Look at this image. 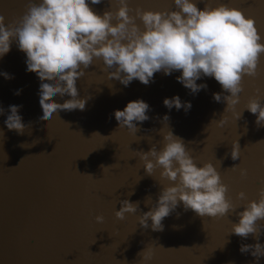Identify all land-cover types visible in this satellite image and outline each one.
Wrapping results in <instances>:
<instances>
[{
    "label": "water",
    "instance_id": "95a60500",
    "mask_svg": "<svg viewBox=\"0 0 264 264\" xmlns=\"http://www.w3.org/2000/svg\"><path fill=\"white\" fill-rule=\"evenodd\" d=\"M217 2L243 9L264 35V0H197V7ZM26 4L27 0H0L5 24L18 19ZM129 6L174 7L172 0H129ZM90 7L102 14L115 10L117 4L101 0ZM25 59L14 42L0 59V72L13 76H0V107L5 109L0 115V264H138L139 253L148 245L153 249L149 264H264V256L257 261L239 251L241 243L257 242L252 234L242 239L230 232L231 224L238 222L237 212L258 198V180L264 181V126L256 125L255 115L246 109L236 121L226 113L229 120L222 127L211 123L221 118L226 106L223 100L213 99V93L222 92L214 78L197 80L207 87L194 95L176 80L179 71L156 72L147 85L133 79L125 87L107 78L102 62L94 60L76 81L78 98L87 97L84 109L58 110L50 118H41L40 81L25 70ZM242 88L238 111L249 98L264 94V55L257 75L245 76ZM17 89L19 95L14 94ZM174 95L189 101L191 108L187 112L166 108L163 99ZM68 98L52 97L58 103ZM136 99L146 101L150 110L149 119L137 123L132 135L126 126L118 128L113 111ZM9 105L22 106L21 134L4 125ZM165 124L183 139L198 166L205 162L216 166L236 209L210 218L178 204L163 219L162 231L139 225L138 216L155 203L159 183L167 181L161 180L158 169L153 176L146 174L137 152L153 146L159 150ZM235 140L239 158L232 160ZM241 168L246 175L240 174ZM239 192L245 193V199L237 198ZM123 200L138 203V210L118 220L114 212ZM97 215L104 217L103 222L95 220ZM259 242L264 243V229Z\"/></svg>",
    "mask_w": 264,
    "mask_h": 264
},
{
    "label": "clouds",
    "instance_id": "9594fccd",
    "mask_svg": "<svg viewBox=\"0 0 264 264\" xmlns=\"http://www.w3.org/2000/svg\"><path fill=\"white\" fill-rule=\"evenodd\" d=\"M100 3L101 0H27L18 19L6 25L5 17L0 15V59L10 51L13 42L25 54V70L35 73L40 81L37 99L41 118H50L58 110H83L87 97L78 98L76 81L94 60H100L107 78L116 79L125 87L133 79L147 85L156 72L169 75L179 71L176 80L194 95L207 87L197 80L214 78L222 92L213 93V99L223 100L226 106L221 118L211 123L222 127L229 120L226 113H231V119L236 121L246 109L255 115L256 125L264 126V94L249 98L242 110L236 108L243 78L257 75L264 55V35L252 16L224 2L215 6L206 3L198 8L197 0H172L171 9L151 10L139 6L132 9L129 0H116L115 10L111 8L102 14L90 7ZM0 76L13 78L7 72H0ZM20 91L17 89L14 94L19 95ZM57 95L69 98L58 103L52 99ZM163 105L169 110L183 108L185 112L191 108V103L181 101L178 95L165 97ZM20 107L9 105L4 120L6 128L18 134L25 128ZM149 110L146 101L136 99L128 101L123 109H115L113 116L118 128L126 126L134 135L137 123L149 119ZM4 114L5 109L0 107V115ZM162 119L166 122L169 117L165 114ZM165 129L161 130L163 140L159 150L153 146L147 152H137L146 174L153 176L158 169L161 180L167 181L159 183L157 199L138 216L139 225L162 231L163 219L178 204L184 210L210 218L224 217L236 209L216 166L212 162L198 166L183 139L175 136L167 124ZM237 148L235 140L230 153L232 160L239 158ZM240 174L246 175V169L241 168ZM258 185V198L242 206V211L237 212L238 222L232 223L230 229L242 239L254 236L257 242L241 243L239 251L257 261L264 256V243L259 242L264 229V224L259 223L264 220V181L258 180ZM237 198L245 199V193H237ZM149 202L150 198L146 203ZM120 203L119 210L114 212L118 220L138 210V203L129 200ZM103 219L102 215L95 217L98 223ZM139 255L138 264H149L152 247L148 245Z\"/></svg>",
    "mask_w": 264,
    "mask_h": 264
},
{
    "label": "snow or ice",
    "instance_id": "6c2138e0",
    "mask_svg": "<svg viewBox=\"0 0 264 264\" xmlns=\"http://www.w3.org/2000/svg\"><path fill=\"white\" fill-rule=\"evenodd\" d=\"M243 10V9H242ZM253 19H255L254 17H253Z\"/></svg>",
    "mask_w": 264,
    "mask_h": 264
}]
</instances>
